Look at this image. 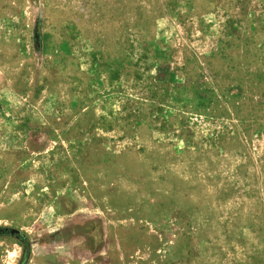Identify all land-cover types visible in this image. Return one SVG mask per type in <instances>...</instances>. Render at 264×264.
Instances as JSON below:
<instances>
[{"label": "rangeland", "instance_id": "374dc122", "mask_svg": "<svg viewBox=\"0 0 264 264\" xmlns=\"http://www.w3.org/2000/svg\"><path fill=\"white\" fill-rule=\"evenodd\" d=\"M0 264H264V0H0Z\"/></svg>", "mask_w": 264, "mask_h": 264}]
</instances>
